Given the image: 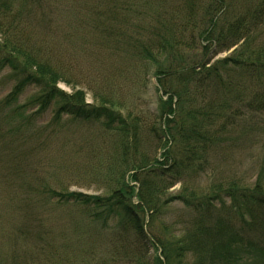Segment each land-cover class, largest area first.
Wrapping results in <instances>:
<instances>
[{
  "label": "trees",
  "instance_id": "1",
  "mask_svg": "<svg viewBox=\"0 0 264 264\" xmlns=\"http://www.w3.org/2000/svg\"><path fill=\"white\" fill-rule=\"evenodd\" d=\"M52 1L0 0V75L16 83L0 103V221L20 249L0 264H264V163L252 184L195 186L222 145L245 140L248 117L264 118V0H89L82 22L126 63L121 76L156 81L151 127L114 96L86 102L59 60ZM28 88L38 115L55 108V125L101 123L108 197L64 189L55 173L67 163L45 162L55 132L2 113ZM175 202L185 216L168 226Z\"/></svg>",
  "mask_w": 264,
  "mask_h": 264
},
{
  "label": "rangeland",
  "instance_id": "2",
  "mask_svg": "<svg viewBox=\"0 0 264 264\" xmlns=\"http://www.w3.org/2000/svg\"><path fill=\"white\" fill-rule=\"evenodd\" d=\"M52 3L57 12L50 26L58 38L59 60L77 77V90L85 92L86 102L95 104L94 99L99 95L114 96L125 105V111L144 118L151 127L157 115L159 97L152 75L142 73L137 77L121 76L118 68H125L126 63L115 62V58L98 43L97 37L82 22L89 15L86 8L89 0H53ZM39 24L35 30L39 28L38 33H45L48 29L43 22ZM230 55L223 54L216 60ZM15 84L9 71L0 75V103L11 93ZM59 88L67 94L73 92L64 84H60ZM37 95L34 88H28L16 105L2 113L12 118L10 123H14V127L20 121L15 111H23L26 117H34L36 129L49 127L47 133L55 132L53 142L45 146V162L57 165L58 168L67 163L58 174L55 173L57 179L64 183V189L94 197H108L115 186L110 182L107 168L109 162H106L110 148L101 123L63 118L60 125H55L54 107L42 115L37 114L39 107L34 104ZM244 123H251L248 136L243 138L245 140L234 136L236 138L233 143L222 145L218 154L211 159L212 170L200 176L196 187L203 189L212 183H230L233 180L254 183L264 163V118L255 117L252 120L248 117ZM180 192L181 186L177 185L168 192V197L177 196ZM0 211L7 212L1 208ZM184 216V209L175 202L169 210L166 223L169 226L172 222H180ZM8 228L9 224L0 221V257L5 263L11 262L12 257L20 253L15 240L8 235Z\"/></svg>",
  "mask_w": 264,
  "mask_h": 264
}]
</instances>
